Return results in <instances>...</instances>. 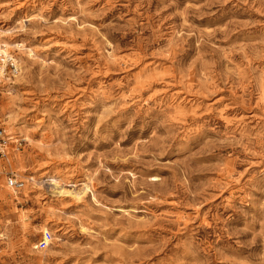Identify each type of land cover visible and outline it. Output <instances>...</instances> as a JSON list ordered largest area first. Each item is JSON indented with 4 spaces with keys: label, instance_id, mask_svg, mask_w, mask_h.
<instances>
[{
    "label": "rangeland",
    "instance_id": "1",
    "mask_svg": "<svg viewBox=\"0 0 264 264\" xmlns=\"http://www.w3.org/2000/svg\"><path fill=\"white\" fill-rule=\"evenodd\" d=\"M0 45V264H264V0H0Z\"/></svg>",
    "mask_w": 264,
    "mask_h": 264
},
{
    "label": "built area",
    "instance_id": "2",
    "mask_svg": "<svg viewBox=\"0 0 264 264\" xmlns=\"http://www.w3.org/2000/svg\"><path fill=\"white\" fill-rule=\"evenodd\" d=\"M12 56V55H11ZM11 56L5 54L0 49V81L6 74V70L9 73L14 74L16 72L15 64L12 61ZM13 57V56H12ZM12 136L8 135L5 132L3 121L0 117V158L6 159V147L11 143ZM24 181L22 179H18L16 174L13 172H6V184L8 187L12 188L14 191H19L24 186ZM52 235L50 231L46 230L42 233L41 238L36 243L37 249H45L48 247V242L51 240Z\"/></svg>",
    "mask_w": 264,
    "mask_h": 264
},
{
    "label": "bare ground",
    "instance_id": "3",
    "mask_svg": "<svg viewBox=\"0 0 264 264\" xmlns=\"http://www.w3.org/2000/svg\"><path fill=\"white\" fill-rule=\"evenodd\" d=\"M1 47H2V48L5 50V48H4V47H6V45H0V49H1V50H2V52H3V49H2ZM13 61H14V60H13ZM15 63H16V62H14V64H15ZM15 67H16V72H17V66L15 65ZM11 189H12V188H11Z\"/></svg>",
    "mask_w": 264,
    "mask_h": 264
}]
</instances>
